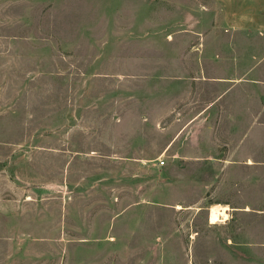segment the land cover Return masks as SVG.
Returning <instances> with one entry per match:
<instances>
[{"label":"rangeland","instance_id":"rangeland-1","mask_svg":"<svg viewBox=\"0 0 264 264\" xmlns=\"http://www.w3.org/2000/svg\"><path fill=\"white\" fill-rule=\"evenodd\" d=\"M219 11L0 0V264H264V163L229 162L232 122L197 82Z\"/></svg>","mask_w":264,"mask_h":264},{"label":"crops","instance_id":"crops-1","mask_svg":"<svg viewBox=\"0 0 264 264\" xmlns=\"http://www.w3.org/2000/svg\"><path fill=\"white\" fill-rule=\"evenodd\" d=\"M214 3L219 5V20L202 27L210 31L202 41L203 45L204 40L210 43L211 52L201 53V61L206 63L202 65L205 74L197 82L213 93L215 89L219 91L220 100L215 104L223 111L221 116L232 122L228 131L234 136V158L229 162L260 166L264 162L258 158L264 157V150L260 147L259 152L253 153L248 143L252 140V128L264 133V0H214ZM222 43L227 51L233 52H215L213 47ZM211 101L202 110V117L195 118L196 125L212 124L215 98Z\"/></svg>","mask_w":264,"mask_h":264},{"label":"bare ground","instance_id":"bare-ground-1","mask_svg":"<svg viewBox=\"0 0 264 264\" xmlns=\"http://www.w3.org/2000/svg\"><path fill=\"white\" fill-rule=\"evenodd\" d=\"M230 208H228L227 206L226 207H220V206H214L212 207L211 209V223L212 224H215L219 221H226L229 219V215L227 213V211L229 210ZM247 210V209H246Z\"/></svg>","mask_w":264,"mask_h":264},{"label":"built area","instance_id":"built-area-1","mask_svg":"<svg viewBox=\"0 0 264 264\" xmlns=\"http://www.w3.org/2000/svg\"><path fill=\"white\" fill-rule=\"evenodd\" d=\"M160 164H161V165H164V164H165V161H164V160H161V161H160Z\"/></svg>","mask_w":264,"mask_h":264}]
</instances>
